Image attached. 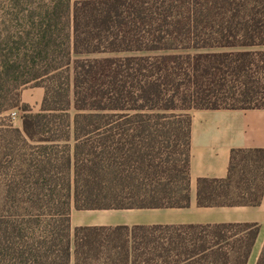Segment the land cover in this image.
Segmentation results:
<instances>
[{
  "label": "trees",
  "instance_id": "1",
  "mask_svg": "<svg viewBox=\"0 0 264 264\" xmlns=\"http://www.w3.org/2000/svg\"><path fill=\"white\" fill-rule=\"evenodd\" d=\"M260 107L264 0H0V264H245L254 222L69 214L186 206L190 109ZM263 187L264 147L230 148L195 201L256 205Z\"/></svg>",
  "mask_w": 264,
  "mask_h": 264
},
{
  "label": "crops",
  "instance_id": "2",
  "mask_svg": "<svg viewBox=\"0 0 264 264\" xmlns=\"http://www.w3.org/2000/svg\"><path fill=\"white\" fill-rule=\"evenodd\" d=\"M42 95L40 86L20 89V101L32 108ZM188 203L176 207L70 209V227L77 225L179 224L254 222L257 232L245 264H254L264 239V187L256 205H197L198 177L226 174L230 148L264 147V107L198 108L189 111ZM72 210L75 213H72ZM97 212V213H93Z\"/></svg>",
  "mask_w": 264,
  "mask_h": 264
},
{
  "label": "rangeland",
  "instance_id": "3",
  "mask_svg": "<svg viewBox=\"0 0 264 264\" xmlns=\"http://www.w3.org/2000/svg\"><path fill=\"white\" fill-rule=\"evenodd\" d=\"M184 52H189V53H192V52H194V50H192V49H188V50H183ZM26 86H29V85H24V86H22L21 88H23V87H26ZM20 88V89H21ZM37 107H38V105H34L31 109L32 110H36L37 109ZM12 110H14V112L12 111ZM190 110H192V109H190ZM72 108L70 109V113H72ZM7 113H8V116H9V120H10V122L13 124V125H15V126H18L19 125V115H20V113H21V110L20 109H18V108H11V109H9L8 111H7ZM234 179L236 178V175H234V177H233ZM72 213H75L73 210H72ZM93 213H97V212H93Z\"/></svg>",
  "mask_w": 264,
  "mask_h": 264
},
{
  "label": "built area",
  "instance_id": "4",
  "mask_svg": "<svg viewBox=\"0 0 264 264\" xmlns=\"http://www.w3.org/2000/svg\"><path fill=\"white\" fill-rule=\"evenodd\" d=\"M14 112V110H12Z\"/></svg>",
  "mask_w": 264,
  "mask_h": 264
}]
</instances>
